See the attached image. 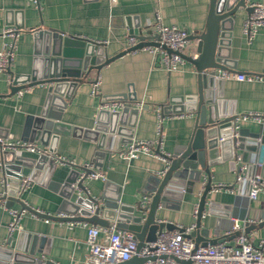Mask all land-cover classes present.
Instances as JSON below:
<instances>
[{
  "label": "crops",
  "instance_id": "crops-1",
  "mask_svg": "<svg viewBox=\"0 0 264 264\" xmlns=\"http://www.w3.org/2000/svg\"><path fill=\"white\" fill-rule=\"evenodd\" d=\"M252 2L264 3V0H248L247 5ZM208 7L209 0H38L37 3L28 0H0V33L7 28H12L18 33L13 60L8 71L0 76V137L8 142H21L27 117L39 115L47 95L46 87L41 85L24 88L20 94H12L10 85L6 82V76H21L32 69L36 47L34 29L60 31L74 43L80 40L101 43L100 46L104 48L107 57H112L128 48L129 29L137 28L143 36H154L156 10L159 11L164 25H175L193 35L203 31L209 12ZM248 13L245 10L239 11L233 24L229 48L230 60L235 65L233 73L264 74V27L251 42H247L242 33V26ZM5 41L6 39L0 36V50ZM194 54L195 43L191 42V47L185 55ZM95 79L100 83L98 96L91 94V85ZM85 81L75 89L62 115V123L71 127L91 129L104 95L132 91L137 97V103L141 105L134 119L132 141L154 140L159 125L161 150L171 155L178 146L185 145L193 135L194 115L186 113L183 116L167 115L159 111V108L168 104L172 97L197 94V75L191 63L185 61L178 71L169 73L165 70L160 56L144 48L114 60L101 68L98 74L93 71ZM215 89L221 103L223 102L222 110L232 109L239 114L264 113L262 82L248 83L231 79L216 83ZM133 106L136 107L131 105ZM239 126L246 134L257 132L261 125L248 119L239 121ZM262 128L264 134V126ZM127 143L117 142L116 149H121ZM36 144L47 149L38 142ZM117 150L113 151L108 162L104 158L96 160L99 166L94 169L102 171L105 180H88L84 182V187L94 198L103 194L108 197L118 195L119 205L133 207L145 197L143 194L146 193L144 186L147 177L158 176L157 173L163 171L166 165L159 159L145 155L125 163L117 156ZM95 151L96 144L92 141L60 136L54 154L83 167L85 163L94 165L92 160ZM19 153L29 158L38 156L27 151ZM235 155H239L243 162L252 163L256 161L258 154L237 150L231 159L211 167L212 187L218 184L228 186L234 184L236 171L232 159ZM70 170L69 165L51 166L46 175V183H33L26 187L18 198L20 202H14L11 207L17 211L25 207L42 211L53 217L48 223L43 219L33 218L26 212L20 218L17 229L11 232L9 208L0 201L2 251L15 249L24 236L38 235L46 238L42 253H38L41 248L40 240L33 244V249L37 250L36 257L41 261H47L49 264H85L86 229L78 223L59 220L62 218L60 215L68 216L64 212H59L63 199L60 189L52 191L48 188V183L62 184ZM2 174L0 162V192ZM201 191L202 182L194 184L191 192L175 188L169 196L171 201L169 207L167 209L160 207L156 212L157 219L175 225V228L169 230L194 226ZM76 195L77 193L73 196ZM206 199V212L201 219V228L209 240L232 244L234 238L229 235L233 225L231 218L241 220L243 225L240 231L252 235L254 244L264 239V226H259L264 220V193L259 194L256 200L250 201L246 196L234 194L228 189L210 191ZM30 245L32 243L29 239L27 247Z\"/></svg>",
  "mask_w": 264,
  "mask_h": 264
},
{
  "label": "water",
  "instance_id": "water-1",
  "mask_svg": "<svg viewBox=\"0 0 264 264\" xmlns=\"http://www.w3.org/2000/svg\"><path fill=\"white\" fill-rule=\"evenodd\" d=\"M248 0H209V7L202 32L189 35V40L195 43V54L181 57L191 63L197 75V94L187 97H172L168 104L163 105L164 114H190L194 115L193 132L185 145L178 146L167 158L165 171L162 176L150 175L146 179L144 190L149 198L146 208L140 205L126 207L119 205L118 195L108 197L103 194L94 198L88 194L84 187L83 179L78 181L81 174L87 175L90 170L75 164H69L71 170L62 184L48 183L52 191L60 189L63 198L59 212L68 216L59 220L89 223L103 228H110L131 232L137 238V251L146 242L154 241L157 234L164 229L175 228V225L159 221L156 217L158 209H167L170 205L172 191L183 188L185 192H191L194 184L205 182L202 187L198 206L196 208V221L193 232L189 235L196 246H207L221 243L205 237L201 228V219L206 212L207 195L211 191V167L231 159L237 150L257 152L256 161L264 164V134L263 126L257 132L243 133L238 131L237 138H220L226 136L225 132L230 127L233 117L221 118L222 103L217 94L208 90L212 87L214 70H226L234 72L235 65L230 60L229 48L233 24L237 13L245 10ZM129 35L135 37L136 45L128 47L124 51L107 57L104 48L95 43L80 40L71 42L62 32L54 29L37 28L33 30L35 41V59L29 73L13 75L10 90L12 94L33 86H45L47 95L36 117L29 116L25 121L21 139L23 142L40 143L47 147L48 153H55V146L60 136H71L92 141L96 144L93 168H97V161L104 158L109 161L113 151L117 150V142H130L133 137L134 119L138 114L137 97L134 92L104 95L101 102L120 101L125 103L121 110L107 111L99 109L94 125L91 129L71 127L62 123V115L68 102L72 99L77 87L85 83L86 78L93 71L98 74L100 69L125 54L144 49V47L161 48L168 53L171 51L158 43V37L143 36L139 30L129 29ZM210 72L207 76L205 73ZM11 94V95H12ZM221 96V95H220ZM136 105V107H131ZM6 137V136H4ZM0 162L3 174L13 179L34 176L53 166L47 155L37 158L23 156L18 151H3L0 154ZM105 170V167H103ZM75 185V186H74ZM77 193L76 196H73ZM81 193H83L81 195ZM5 207L11 208L18 199L8 198ZM0 198V201H3ZM28 211L33 209L25 207ZM42 218L53 219L50 215H41ZM241 227L242 222H237ZM264 226V220L259 226ZM247 232V231H246ZM236 231L230 237L238 235ZM30 245L27 247L28 240ZM40 240L43 252L46 242L45 237L38 235L24 236L15 249L0 251L2 258L0 264H20L22 262L37 264L41 260L36 257L33 244ZM32 241V242H31ZM224 242V241H223ZM145 258L134 256L127 261L118 264H141ZM44 264H49L43 261ZM180 264H191L190 260L179 261Z\"/></svg>",
  "mask_w": 264,
  "mask_h": 264
},
{
  "label": "built area",
  "instance_id": "built-area-1",
  "mask_svg": "<svg viewBox=\"0 0 264 264\" xmlns=\"http://www.w3.org/2000/svg\"><path fill=\"white\" fill-rule=\"evenodd\" d=\"M33 3H37L38 0H28ZM250 8L243 26L242 33L247 42H251L258 31L264 27V3L252 2L247 5ZM17 31L12 28L4 29L0 36L6 41L4 42L0 50V76H3L9 69L15 49ZM153 35L158 37V43L164 45L171 52L161 48L144 47L151 53H157L160 56L161 62L165 67V70L169 73L176 72L180 66L183 65L185 60L181 57V54L190 49L191 41L189 40V33L187 30L177 27L175 25H164L161 21V16L158 10L154 14ZM137 40L133 36H128V47L136 45ZM101 44V43H97ZM207 76L210 72L205 73ZM213 85L210 89L213 93L216 92V83H220L226 80L234 79L236 81L255 83H264V74L259 75H246L236 74L226 70H214ZM6 82L11 85L12 75L6 76ZM99 80L95 81L91 85V94L94 96L100 95ZM21 90L17 93L20 94ZM221 100L220 97L216 98ZM125 106V103L120 101L101 102L100 109L107 111L121 110ZM140 107V104H137ZM162 112V108H159ZM160 118V113H158ZM184 114H180L183 116ZM231 116L230 127L226 130L224 137L219 141L229 137L237 138L238 131L240 130L239 121L248 120L253 121L261 126H264V113L260 112H247L243 114L236 113L232 109L222 110L221 118ZM156 138L152 141H130L124 147L117 150V156L125 163L138 158L140 155L156 158L165 163L170 156L161 150L162 138L159 125L156 129ZM0 151H27L38 156L47 155L48 160L52 165L65 164V162L74 164L67 158L58 156L56 154L48 153L47 149L39 147L36 143L30 142H8L0 137ZM235 167L234 184L231 186L218 184L211 188V191H223L228 190L234 194L246 196L248 200L254 201L258 195L264 193V164L254 161L252 163L243 162L239 155H235L232 159ZM83 168L90 170V172L84 176L78 178L77 182L82 180L84 182L88 180H105V176L102 171L95 170L91 163H85ZM50 167H45L44 170L34 178V176L23 177L21 179H13L9 176L2 174L0 192V198H3V204H6L8 198L18 199L21 192L33 183H46V175L48 174ZM165 169L158 172V176H162ZM205 182H202V187ZM75 186V185H74ZM184 189L181 188V191ZM201 194V192L199 193ZM149 198L144 197L139 202L141 208H146L149 203ZM11 221L9 223V230L15 231L18 226V222L22 215L29 212L33 218L43 219L45 223L49 222L48 218H42L41 215L45 213L37 209H33V212L23 208L21 211L14 209H8ZM196 212V211H195ZM47 215V214H45ZM65 216V215H64ZM60 215V217H64ZM232 226L229 231V235H233L236 231H240V226L237 224L238 220L231 218ZM78 223L83 225L86 229L85 245L86 256L85 264H118L123 261H127L134 256L139 258H145L146 260L141 264H180L179 261L190 260L191 264H264V239L259 243L254 244L252 241V235L249 233H243L240 231L238 235L233 236L234 242L232 244L221 242L215 245L196 246L192 238L189 235L193 232L194 226L179 227L175 230H163L157 234L154 241L146 242L137 251V238L128 231L118 230L114 227L103 228L97 225H89L87 223ZM72 225V224H71ZM0 245V251H1ZM2 255L0 253V259ZM37 264H44L43 261Z\"/></svg>",
  "mask_w": 264,
  "mask_h": 264
}]
</instances>
